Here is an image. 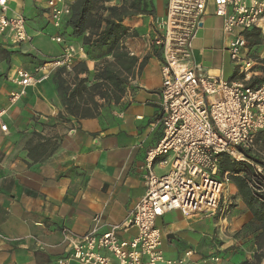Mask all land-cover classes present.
I'll use <instances>...</instances> for the list:
<instances>
[{
    "label": "crops",
    "instance_id": "obj_1",
    "mask_svg": "<svg viewBox=\"0 0 264 264\" xmlns=\"http://www.w3.org/2000/svg\"><path fill=\"white\" fill-rule=\"evenodd\" d=\"M128 1L113 0L105 6L121 7ZM98 5L95 0L94 16ZM7 6L9 17L25 19L30 40L16 45L7 35L0 38V109L7 110L8 126L7 133L0 130V235L8 239L0 238V264H58L71 253L63 242V228L86 234L96 224L102 226L101 232L122 226L146 193V153L163 134L156 124L163 57L153 41L162 33L168 0H141L139 7L130 9L134 15L123 21L126 35L121 44L143 66L129 79L118 104L102 100L98 117L79 120L67 114L54 74L28 88L18 103H10L16 70L33 71L61 56L64 46L52 42L51 36L60 33L66 43L85 46L83 37L75 38L69 28L52 27L47 0H9ZM213 12L210 2L191 63L201 66L204 74L238 80L228 52L231 37ZM81 61L86 62L92 81L98 61ZM258 74L256 82L264 79V70ZM230 191L235 204L223 202L215 216L184 217L175 211L158 220L165 258L177 260L188 250L200 262L220 259L200 264H242L249 258V238L243 232L253 217L236 186ZM136 235L134 228L117 231L121 240Z\"/></svg>",
    "mask_w": 264,
    "mask_h": 264
},
{
    "label": "built area",
    "instance_id": "obj_2",
    "mask_svg": "<svg viewBox=\"0 0 264 264\" xmlns=\"http://www.w3.org/2000/svg\"><path fill=\"white\" fill-rule=\"evenodd\" d=\"M8 2L0 0V38L7 35L16 45L28 42L26 21L7 15ZM76 2L47 0V14L54 29L68 28ZM210 2L214 15L223 21L224 33L231 37L228 52L238 80L204 74L201 66L191 63L194 42ZM161 27V35L153 42L163 57L161 112L156 120L163 134L146 153V193L122 226L101 232L102 226L96 224L86 234L63 228V242L71 253L58 264L219 262L217 257L197 261L193 250L177 260L166 259L158 220L175 211L184 217L215 215L231 182L230 175L221 172L223 157L251 164L257 175L264 176V166L252 161L258 158L264 162V153L259 150L264 145V80L251 85L258 72L264 70V50L260 51L264 46V0H168ZM51 41L64 46L61 56L33 71L16 70L11 77L16 86L10 93L11 104L18 103L28 88L43 83L57 71L70 76L76 64L87 58L85 47L66 43L60 33L51 36ZM6 112L0 109V130L4 133L8 131ZM257 189L264 193V180ZM130 228L137 231L131 240L117 237L118 230Z\"/></svg>",
    "mask_w": 264,
    "mask_h": 264
},
{
    "label": "trees",
    "instance_id": "obj_3",
    "mask_svg": "<svg viewBox=\"0 0 264 264\" xmlns=\"http://www.w3.org/2000/svg\"><path fill=\"white\" fill-rule=\"evenodd\" d=\"M111 1L98 0L101 6L94 16L95 0H77L67 22L75 38L83 37L87 58L98 61L92 81L88 77L85 61L74 67L71 79L62 70L54 74L53 82L67 114L78 120L98 117L104 105L100 104L102 100L107 104H118L125 94L129 79L143 66L121 44V39L126 35L123 21L134 15L130 9L139 7L141 0H129L121 7H106L105 3ZM100 10L107 11L108 15L100 14ZM86 31H89L88 36H85ZM255 84V80L251 82V85ZM253 159L256 165L264 166L262 160ZM221 172L230 175L238 195L253 217L251 225L257 234L255 259L256 264H260L264 257V193L258 192L257 185L264 180V176L257 175L251 164L238 163L228 157L222 158Z\"/></svg>",
    "mask_w": 264,
    "mask_h": 264
},
{
    "label": "rangeland",
    "instance_id": "obj_4",
    "mask_svg": "<svg viewBox=\"0 0 264 264\" xmlns=\"http://www.w3.org/2000/svg\"><path fill=\"white\" fill-rule=\"evenodd\" d=\"M96 8H100V6L98 5ZM254 50H256V48L254 49ZM261 50H264V46H262L261 47V49H260V51ZM231 59V58H230ZM229 62H230V60H229ZM231 63H232V66H233V62L231 61ZM234 67V66H233ZM264 79H262L261 81H263ZM259 150L261 151V152H263L264 153V145L263 146H261L260 148H259ZM235 187V185H234V183L232 182V180H231V182H230V184H228L226 187H225V190H224V193H223V196H222V200H221V205L223 204V202H227L228 204H230L231 202H232V204L234 205L235 204V199H236V196L235 195H233V194H231V188H234ZM221 205H220V209H221ZM231 206V207H234V206ZM219 212V211H218ZM217 212V213H218ZM217 213H216V215H217ZM215 216V215H214ZM244 238H249V240H248V248H251V250L247 253L248 255H249V258H247V260L246 261H242V262H244V263H242V264H256L257 263V261H256V259H255V254L257 253V248H255V246H256V236H257V234L256 233H254V229L252 228V225L250 224L248 227H246V229L244 230ZM263 253H264V251H263ZM167 257H169V256H166V258ZM168 259V258H167ZM260 264H264V257H263V260H262V262L260 263Z\"/></svg>",
    "mask_w": 264,
    "mask_h": 264
}]
</instances>
